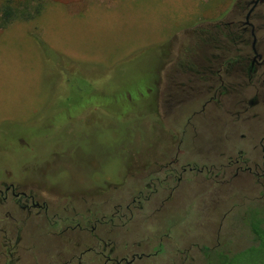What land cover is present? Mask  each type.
I'll list each match as a JSON object with an SVG mask.
<instances>
[{"label": "rangeland", "instance_id": "374dc122", "mask_svg": "<svg viewBox=\"0 0 264 264\" xmlns=\"http://www.w3.org/2000/svg\"><path fill=\"white\" fill-rule=\"evenodd\" d=\"M229 1L43 0L34 18L0 27V183L32 189L48 205L47 217L21 232L22 257L47 262L57 249L73 247L74 239L69 244L48 225H74L88 209L106 216L95 234L113 240L128 259L132 252L152 255L135 264H214L197 247L230 252L251 244L245 213L248 197L261 204L258 188L250 193L238 184L229 193L196 187V179L158 189L140 209L131 203L154 188V161L170 156L173 139L188 144L194 135L197 150L210 153L225 133L218 112L187 125L200 103L170 101L168 75L181 72L176 57L186 31ZM70 77L84 79L86 88L77 81L69 87ZM159 199L170 200L158 207ZM117 203L123 217L111 225Z\"/></svg>", "mask_w": 264, "mask_h": 264}, {"label": "flooded vegetation", "instance_id": "af4514ba", "mask_svg": "<svg viewBox=\"0 0 264 264\" xmlns=\"http://www.w3.org/2000/svg\"><path fill=\"white\" fill-rule=\"evenodd\" d=\"M186 32L187 43L176 57L181 72L168 75V97L176 104L200 103V109L187 119L191 127L195 116L204 119L211 111L218 112L225 121L221 124L225 133L216 139L210 153L197 150L194 135L188 144L183 139H173L170 156L165 154L162 160L154 161L157 166L154 188L149 195L139 193L131 203H137L140 209L152 196L158 198V189L173 191L182 182L186 183L183 186L193 185L190 183L196 179L201 184L194 186L226 187L229 193L238 184L250 193L258 188L263 203L254 204L255 200L248 197L251 204L245 213L251 244H256L254 238L258 239V235L253 232V223L259 222L264 229V0H230L222 12ZM171 49L169 60L173 58ZM168 66L171 70V65ZM149 92L155 93L153 88ZM188 171L195 172L187 174ZM36 196L32 189L0 183V264H135L152 256L132 252L128 259L129 253L112 246L113 240L95 234L98 224L104 227L106 216H97L100 210L88 209L86 216H80L74 225L66 221L59 226L56 222L48 225L51 234L68 235L69 244L74 239L73 247L64 248L62 254L57 249L47 262L33 254L22 257V230L28 221L41 219L48 211V205L39 203ZM169 200L159 199L155 204L159 207ZM113 208L111 225L114 218L123 217L119 214L121 203ZM125 208L130 210V204ZM84 234L89 237L82 244L79 238ZM244 248L217 252L197 247V252L203 251L214 264H219L222 254L237 253Z\"/></svg>", "mask_w": 264, "mask_h": 264}, {"label": "trees", "instance_id": "16d2710c", "mask_svg": "<svg viewBox=\"0 0 264 264\" xmlns=\"http://www.w3.org/2000/svg\"><path fill=\"white\" fill-rule=\"evenodd\" d=\"M44 6L43 0H24L16 3L14 0H2L0 2V27L4 28L11 22L19 19L27 20L36 16L37 12ZM73 77L67 81L69 87L86 88L87 82L84 79L78 78L74 81ZM74 81V82H73ZM147 80V88H150ZM146 88V89H147ZM253 232L258 235V239L254 238L256 244H251L237 253L222 254L219 259V264H264V229L260 223H253Z\"/></svg>", "mask_w": 264, "mask_h": 264}]
</instances>
